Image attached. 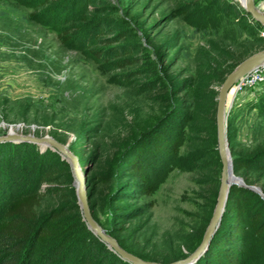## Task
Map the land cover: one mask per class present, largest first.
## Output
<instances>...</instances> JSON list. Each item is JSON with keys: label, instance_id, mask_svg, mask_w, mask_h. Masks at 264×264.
<instances>
[{"label": "rangeland", "instance_id": "obj_1", "mask_svg": "<svg viewBox=\"0 0 264 264\" xmlns=\"http://www.w3.org/2000/svg\"><path fill=\"white\" fill-rule=\"evenodd\" d=\"M43 1L0 0V135L12 129L66 144L78 158L92 216L108 233L146 260L186 257L212 217L222 166L216 111L197 115L187 127L185 106L193 96L201 103L212 93L217 104L227 74L264 47L260 26L239 0ZM256 2L264 9V0ZM121 47L129 53L116 56ZM127 57L131 63H117ZM255 97L231 106L227 141L233 158L264 150V118L250 102ZM140 134L147 142L159 134L182 138L175 155L150 169V195L127 168ZM7 142L22 141H0V150L18 154ZM47 149L59 154L38 145L40 152ZM36 150L29 149L16 167L2 159L0 193L5 182L13 181L17 194L40 185L48 193L37 220L62 209L69 220L87 225L71 166H60L55 179L34 181ZM235 174L264 195V170ZM76 247L67 262L90 252L82 241ZM47 257L49 250L36 251L32 262L43 264Z\"/></svg>", "mask_w": 264, "mask_h": 264}, {"label": "trees", "instance_id": "obj_2", "mask_svg": "<svg viewBox=\"0 0 264 264\" xmlns=\"http://www.w3.org/2000/svg\"><path fill=\"white\" fill-rule=\"evenodd\" d=\"M50 1L52 0H44L43 3L47 4ZM53 1H59L60 4L65 2V0ZM257 24L260 26L258 29L260 33L264 25L258 22ZM254 33L255 31L250 32V37H253ZM68 35V32L64 34L66 38ZM100 38L98 36L95 40ZM115 50L116 56L129 53V48L121 47ZM96 52L97 58L105 55L103 50ZM131 59L122 58L117 60V63L126 66L131 63L126 61ZM196 87L194 84L192 90ZM203 101L198 103V97L193 96L187 103L184 126L193 127L199 114L205 115L210 112L215 114L217 111L215 95L212 93ZM252 101H254L252 107L257 108L259 115L264 118V89L250 102ZM199 104L202 106L199 107ZM241 105L242 102H237L233 107ZM145 135L140 134L133 141L132 155L127 168L134 179L145 185L144 193L150 195L154 188L150 181V169L163 156L175 155L182 145V138L181 135L174 136L171 140L166 135L159 134L153 141L147 142ZM6 144L18 149L19 153L12 155L8 151L6 154L5 149L2 148L0 168L4 158L8 160L9 165L16 167L20 163V158L25 157L29 149L37 147L34 156L35 161H40V169L34 176V181L55 179L60 166L70 170V164L61 158L60 153H53L50 149L40 152L38 145L32 143L7 142ZM233 161L235 172L244 169L264 170V150L246 158L235 157ZM5 183L7 186L0 193L2 201H0V211L3 214L0 217V264H33L32 257L35 252L46 249L50 251V257H47L43 264H129V261L122 259L102 242L84 222L69 220L62 209H54L45 220H37V208L41 206L44 195L48 193L41 191L40 185L32 186L17 194L13 181ZM228 197L222 221L205 254L195 264H264V198L250 188L239 185L231 186ZM109 233L122 247L135 253L121 243L117 234ZM81 241L83 246H88L90 252L81 253L73 262H67L66 254L72 248H77Z\"/></svg>", "mask_w": 264, "mask_h": 264}, {"label": "water", "instance_id": "obj_3", "mask_svg": "<svg viewBox=\"0 0 264 264\" xmlns=\"http://www.w3.org/2000/svg\"><path fill=\"white\" fill-rule=\"evenodd\" d=\"M239 2L241 3L242 7H244L247 14L253 17L257 22L264 25V9H260L256 0H239ZM262 63H264V48L249 55L242 62H240L233 70H231V72L227 74L225 80L219 88L220 91L216 105V125L218 153L222 167L217 202L213 209L212 217L203 232V237L197 247H195V250L189 253L186 257L172 262L163 263L146 260L127 251L120 245L115 237L109 234L93 218L88 205L87 194L84 185V176L80 168L78 158L66 144L60 142L50 135L37 136L33 134H23L12 129H10L6 134L0 135V141L32 142L41 146L43 149L51 148L58 151L62 158L65 159L71 166L76 182V195L82 210L83 218L86 221L88 228L122 259L129 261L132 264H193L204 252H206V249L208 248L215 231L222 221L231 186L239 185L246 188L248 187L251 190L259 193L264 198V195L261 193V190L258 187L246 184L243 178L235 174L234 161L229 143L227 141V118L234 100V97L229 99L231 87L246 73L250 72V70L261 65Z\"/></svg>", "mask_w": 264, "mask_h": 264}, {"label": "built area", "instance_id": "obj_4", "mask_svg": "<svg viewBox=\"0 0 264 264\" xmlns=\"http://www.w3.org/2000/svg\"><path fill=\"white\" fill-rule=\"evenodd\" d=\"M260 35L264 37V27L261 28ZM264 89V63L253 68L250 72L241 77L232 87L233 104L240 102L245 96L258 95ZM241 98V99H240Z\"/></svg>", "mask_w": 264, "mask_h": 264}, {"label": "bare ground", "instance_id": "obj_5", "mask_svg": "<svg viewBox=\"0 0 264 264\" xmlns=\"http://www.w3.org/2000/svg\"><path fill=\"white\" fill-rule=\"evenodd\" d=\"M233 98V91H230L229 93V99Z\"/></svg>", "mask_w": 264, "mask_h": 264}]
</instances>
